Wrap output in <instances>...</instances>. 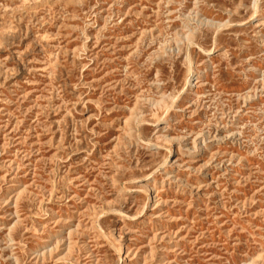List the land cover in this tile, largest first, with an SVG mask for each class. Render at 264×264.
<instances>
[{"label":"rangeland","instance_id":"rangeland-1","mask_svg":"<svg viewBox=\"0 0 264 264\" xmlns=\"http://www.w3.org/2000/svg\"><path fill=\"white\" fill-rule=\"evenodd\" d=\"M0 264H264V0H0Z\"/></svg>","mask_w":264,"mask_h":264},{"label":"bare ground","instance_id":"bare-ground-1","mask_svg":"<svg viewBox=\"0 0 264 264\" xmlns=\"http://www.w3.org/2000/svg\"><path fill=\"white\" fill-rule=\"evenodd\" d=\"M144 209V208H143ZM101 214V213H100ZM100 231V230H99ZM64 260V259H63Z\"/></svg>","mask_w":264,"mask_h":264}]
</instances>
